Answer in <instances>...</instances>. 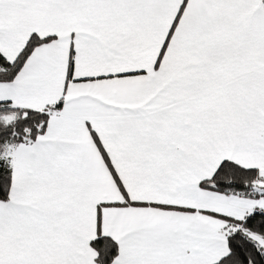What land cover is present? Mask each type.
<instances>
[{
  "label": "snow or ice",
  "instance_id": "6c2138e0",
  "mask_svg": "<svg viewBox=\"0 0 264 264\" xmlns=\"http://www.w3.org/2000/svg\"><path fill=\"white\" fill-rule=\"evenodd\" d=\"M0 264H264V0H0Z\"/></svg>",
  "mask_w": 264,
  "mask_h": 264
}]
</instances>
